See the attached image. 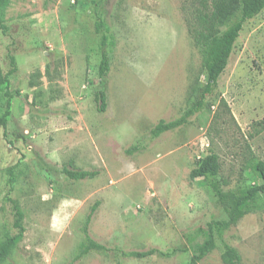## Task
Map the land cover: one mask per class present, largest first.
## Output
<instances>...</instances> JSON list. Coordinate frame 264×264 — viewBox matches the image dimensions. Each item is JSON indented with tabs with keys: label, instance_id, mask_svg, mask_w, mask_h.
<instances>
[{
	"label": "rangeland",
	"instance_id": "1",
	"mask_svg": "<svg viewBox=\"0 0 264 264\" xmlns=\"http://www.w3.org/2000/svg\"><path fill=\"white\" fill-rule=\"evenodd\" d=\"M190 2L8 0L0 66L8 71L12 53L16 70L5 134L0 125V238L17 231L11 200L24 233L0 264H190L208 223L226 219L195 159L218 154L224 190L259 182L251 159L264 161V130L248 133L264 119V8L244 22L204 108L182 126L150 132L179 117L199 97L193 87H204L208 51L189 35ZM98 16L114 40L103 77ZM5 107L0 92V116ZM63 168L96 174L71 179ZM85 227L104 250L77 257ZM214 243L195 264H225L224 243L236 248L238 264H264V196ZM151 248L162 254L129 255Z\"/></svg>",
	"mask_w": 264,
	"mask_h": 264
},
{
	"label": "trees",
	"instance_id": "2",
	"mask_svg": "<svg viewBox=\"0 0 264 264\" xmlns=\"http://www.w3.org/2000/svg\"><path fill=\"white\" fill-rule=\"evenodd\" d=\"M8 0H0V29L5 30V9ZM264 8V0H191L187 7V15L185 17L187 29L192 42L200 48H207L208 57L203 62L206 71V80L204 87H193V92H199L196 101L188 105L181 115L175 119L165 121L160 119L150 130L153 136L172 130L182 126L188 122L193 114L204 108V99L212 92L217 85L218 79L228 64L230 54L232 52L235 40L245 21L257 15ZM237 12L240 13L238 21L223 32H219L218 25L225 23ZM95 32L98 35L100 59L98 63L97 74L99 77L105 76L110 67V53L108 45L113 44V34L103 19L98 16L95 22ZM111 39V41H110ZM10 68L4 72L0 66V92L6 97V107L0 116V125L5 127L7 116L9 115V107L13 97L10 89V74L16 70V61L12 53L8 54ZM96 100L100 102L99 110L103 111L106 106V96L104 91L96 92ZM224 103V100H222ZM210 103H208L209 105ZM252 130L248 133V137L252 138L264 130V119L254 121ZM196 170L203 178L209 180L212 192L221 204L226 214V219L221 221H210L207 225V234L201 244L196 248L195 253L190 258V264H195L214 246L215 234L221 237L224 229L235 225L238 220L246 214L252 202L258 196H264V161L256 158L251 159V168L259 178V182L246 186L241 189H223L222 183L216 178L220 170L219 156L214 151H209L203 157H198L194 161ZM62 171L71 179H83L95 176V171L75 168H63ZM13 203L14 219L13 226L17 229L14 234L4 231L0 238V263L4 261L21 241L24 233L22 224L23 214L15 200ZM95 209V205L91 208V213L87 216V221ZM85 232V243L82 244L77 257L89 252L92 249L104 250V246L91 239ZM224 250L221 254L222 261L225 264H238L241 260L240 254L235 247L224 243ZM160 253L157 249L151 248L146 251H130L129 255L134 257H145L153 253ZM162 254V253H160Z\"/></svg>",
	"mask_w": 264,
	"mask_h": 264
}]
</instances>
